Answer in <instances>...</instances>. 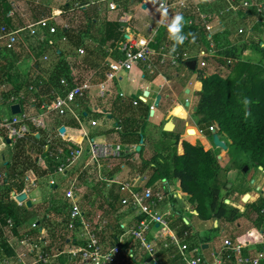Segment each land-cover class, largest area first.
<instances>
[{
	"label": "trees",
	"instance_id": "1",
	"mask_svg": "<svg viewBox=\"0 0 264 264\" xmlns=\"http://www.w3.org/2000/svg\"><path fill=\"white\" fill-rule=\"evenodd\" d=\"M155 1L161 3L162 0ZM76 4L86 6L88 3L85 0H71L66 9L70 10L75 6H79ZM92 9L90 7L86 12L83 11V14L89 16V11ZM11 10L12 7L8 0H0V24L6 25L9 29H14L12 21L9 18ZM76 11L82 12V10ZM182 24V34L187 38L189 37V45H193L196 41L198 42L200 35H202V30L199 27L191 28L185 26L184 23ZM124 26V23L107 24L106 27L108 29L105 39L98 48H94L88 44L86 31L83 28L72 27L66 30L59 27L56 35L49 37V40H46L42 44L38 43L39 47L36 50L33 49L38 58H41L45 52L51 49L56 50L57 58L61 59V62L55 66L54 71L51 72L52 75L50 74V78L47 81L42 79L40 75H37L35 71L29 74L25 81H21L22 78L15 73V66L19 62L32 57L28 53V47L20 44L15 51H10L6 48L2 50L0 47V84H9V91L4 94V98H10L12 95L19 96L24 88L29 90L31 86L37 87L39 92H28L27 98L34 97L39 100L41 96L50 95L53 87L60 85L63 76L72 77L71 68L68 62L64 60L65 56H79L80 49L86 51V56L82 60L86 67L106 71L107 67H102V63L105 64L106 60L103 47L108 42H111V49H115L120 39L124 38L123 33L120 31ZM64 37L67 38V43L61 42ZM168 40L172 39L169 38L168 26L166 25L159 30V37L156 40L157 43L154 45V48L160 49L161 45ZM33 41L32 38L28 39L29 44H32L34 48V44L36 43ZM183 43L175 46L177 50H180L184 46ZM103 53L104 55H102ZM223 54L226 58L236 59L234 50H227ZM120 56L119 59H122L123 56ZM220 63L223 64V62ZM37 66L40 67L39 63H37ZM205 75L206 73L204 72L200 74L201 91L198 93V110L194 114L197 127L200 130L197 127H193L187 130L184 135V138L192 144L182 140L180 134L162 130L161 142L155 147L153 159H144L143 149L140 154L136 150H127L123 153L121 159L108 161L113 163L112 172L118 173L123 166L131 165L136 156L142 158L143 162L138 168L140 175L145 176L150 173L147 186L156 188L159 185L166 193L171 195L175 209L173 212L175 217L173 219H180L179 221L184 224L181 219L184 215L183 212H177L175 208L178 203L177 198H181L194 209L193 213L187 212L191 217H197L204 222L215 221L219 225L206 234L207 237L204 240L202 238L201 243L212 244L215 235L219 233L220 226L225 224L234 225L244 217L251 221L258 229L264 227V198L250 201L246 204L247 212L245 215L241 214L237 208L229 206L226 201L230 200L235 203H241L243 197L250 190L245 189V186L241 188L235 184L232 189H228L229 182L220 185L219 176L222 168L218 156L213 151H206L202 146H195L197 142H205V137L200 131L206 136H211L210 128L218 124V134H224L227 140L232 142V149H237L249 158L248 164L246 166L242 165L240 169H243V167H256L257 169L262 167L264 169V69L259 65L241 62L236 66L233 73L227 77H221L220 75L208 77ZM40 81L43 82L42 86H40ZM160 90L161 87L157 84H154L146 92H141L138 87L134 86L129 90V95L133 98H138L139 96V98L143 99L153 108L156 114L154 104L157 101ZM21 104H25V102L23 101ZM144 104L142 101H138V108H135L133 105L120 107L115 102V105L118 106L117 110L121 115L120 119H122L119 125L124 142L130 143L133 139H136L135 141L141 144L142 141H146V126L150 118L151 108ZM37 105L38 108L41 107V103ZM183 111L184 107L182 105L173 107L166 115V121L168 122L178 117ZM70 126L77 130L82 129L76 121L71 122ZM33 132H35V129H33ZM41 133L43 137L45 134L44 132ZM103 138L104 136L94 137V143H105ZM31 140L34 146H40L38 150L41 155L45 158L48 157L49 151H43L45 146H48L46 137L40 140L36 136H30L28 141L19 143L14 148L15 151H11L10 161L0 169V174L3 177L0 183V264H4L5 261H14L18 257L14 247L10 246L6 237L5 228L8 226L9 220H12L14 224L12 233L15 236H19L20 233L24 234L22 239L20 238L21 242L30 239V243L44 246L45 251L50 254H53L57 250L63 251L70 246L75 247L79 245L74 234L69 236L71 232L66 227L69 223V214H66L69 204L65 200V196L61 199L54 196L49 202L34 206L31 209L25 205L20 206L13 200L15 195L25 191L28 172H37V164L31 156H28L26 149ZM49 149L50 151L57 150L58 147L53 144L49 146ZM168 152L173 153L171 162L165 158ZM47 163L49 164V168L45 172H42L40 177L54 172L55 163L49 160L46 161ZM226 171L227 173L230 172V170ZM57 192L58 189L56 188L54 194L56 195ZM111 193L104 203L108 205L112 200L114 203L120 204V196L114 195V192ZM97 194H99V197L101 196V192H97ZM87 198L90 199L89 196ZM110 205L113 204L110 203ZM84 213L88 219H92L94 216L92 207ZM53 217H56L55 219L57 217L61 218L62 221L57 223L53 220ZM32 219L37 220L36 227L34 228L32 224H29ZM119 228H121L120 232L122 233V227L120 226ZM45 229L50 231V240H47L43 236ZM188 231L191 232L194 229H188ZM103 234L104 238H106V230H103ZM200 238L201 234L198 233L195 239L199 240ZM111 240L114 245L118 244L117 234L112 236ZM134 248L130 247V245L125 246L127 251ZM224 254L228 261H235L233 253L225 252ZM63 258L65 259L61 260L60 264H65V260L67 261L69 256L65 255ZM143 260L149 262L148 258H144ZM226 264L230 263L226 262Z\"/></svg>",
	"mask_w": 264,
	"mask_h": 264
},
{
	"label": "crops",
	"instance_id": "2",
	"mask_svg": "<svg viewBox=\"0 0 264 264\" xmlns=\"http://www.w3.org/2000/svg\"><path fill=\"white\" fill-rule=\"evenodd\" d=\"M85 1L88 3L87 7L80 9V10H82V16H83V19L85 20L84 22H81V24H80L81 26L79 25L78 27H75L73 24H71V22H69V20H67L66 22H68L71 25V28L72 27L73 28H83L86 31L85 32L86 33V40L88 41V44L90 46H92L94 48H98L101 45V43L105 39V35L107 33V29H108L106 27L107 24L124 23V25H125L124 28H122L120 30L123 33L124 38L120 39V41L117 43V47L115 49H111V45H112L111 42H108L107 45L105 47H103V49H104L103 52L105 53V55H104V53L102 55L106 56L105 64L102 63L103 68L107 64H109L111 61H115L121 57L120 53H119V48L125 42L126 39L136 40V39H141V38H149L151 36L149 33V30H148L149 26H152L153 28H156L157 30H161V28L163 26L170 25L176 15H182L184 17L182 23H184L185 26H188L186 24V21H185L186 18L188 17V14H186L185 12H181V11L164 12L162 9H160V4L164 0H162L161 3L160 2L157 3L155 0H85ZM238 1H239V3H241L244 0H238ZM245 1H248V0H245ZM82 4H76V5L83 6ZM112 6H116L117 9L113 10ZM75 7L71 8L70 10L76 11V10H74ZM90 7H91V9L92 8L93 9L89 11L90 12L89 16L84 15L83 10L86 12L87 10H89ZM228 7H229L228 2L226 0H215L212 3H205L202 5V9H203L204 13L208 14V15H210V17H212L211 19L208 20V24H209L211 30L208 31L206 25H203V23L197 24L195 26H188L191 28L192 27H199L202 30V35H200V39L198 40V42L197 41L194 42L193 45H189L190 42H186L185 40L183 43L184 46L180 50L179 49L177 50L176 47L175 48L173 47V45H174L173 40H170V41L168 40L167 42L163 43V45H161L160 49L166 48L169 55L174 54V53L181 54L183 59L181 60V62L179 63L178 66H172L171 60L168 58L166 59V64L163 65L160 63V59H162V58H160L156 63V71H155L154 75H149L148 72L143 68V66H136L130 73H127L128 76H126V77L121 76L120 80H116L113 84H111L109 94L106 97V98L110 97L108 101L106 100V98L101 99L98 97L100 89L98 87H96L94 89V93H95L94 97H92V95H91L86 100L80 101L81 111H83V114H84V117L81 119V121H82L81 123H79L78 121H76L73 118L59 119V120L65 121L63 124H61V126L66 128V130L68 131L69 137L72 138L73 140H75V142H76L75 144H81L82 146H85V143H86V145L88 144L91 146V144L95 142L94 137H96V136H104L103 140L105 141V143H109L111 138H113V136L115 137L116 135H118V133H120L121 127H120L119 123L122 122L121 121L122 119H120L121 115H120V112L117 110L118 106L115 105V102H117L120 107L133 105L135 108H138L139 105L136 106L134 102L141 101V98H133L132 96H130L129 94H126L124 92L118 93L119 89L117 91V87L120 88L122 86V84L124 83L125 79H127L126 81L131 83L130 89L135 86V87H138V89L141 92H146V91L150 90L154 84H157L159 81H161L160 84H157L158 86L161 87V90H160V93L158 96V98L161 97V101L159 103L160 106H162V108H164V109L166 108V111L169 113V111L173 107H175L177 105H182L184 108L185 107L188 108L189 111H187L186 108H185V111H186L188 117H190L191 110H193V108H194V114H195L196 113L195 110H196L197 106L195 108V106L193 105L194 104L193 101L196 100V98L194 97L192 102L189 101V98L191 97V95L193 93V89L196 90L197 93H199L201 91L200 90L201 83L199 82L201 72L206 73L205 76H208V77L213 76V75H220L221 77H227L233 73L236 66H238L241 62H248V63L254 64V65H259L264 69L263 63H256V61H254L255 59L253 58L254 56H256L255 53L259 54L262 51L264 52V43H262V41L260 39H259L260 40L259 41L257 37L253 36L254 32H257V31H260L261 29H264V15L259 14L256 9H252V10H250V12L247 10H243V9L239 10L238 12H233V11L227 12ZM52 10H56V7L50 6L49 14H53ZM41 14L45 15V13H41ZM41 14H37L35 16L33 15V19H32L33 22H31V21H26V16L23 13L19 14V12H17L15 18H13V19L10 18L12 21V24H13V28H14L11 30L24 29V28H27L32 23L39 22L43 17H45V16L42 17ZM24 17H25V20H24ZM91 25H92V29H91ZM245 25H251L252 26L248 32V35L246 36V39H245ZM3 26H6V25H0V34H1V28ZM240 30H244V33L239 34ZM24 35H25L26 40L31 39V37L29 36L30 34H28V32H25ZM210 37L212 38L211 43H213L216 46V50H217L216 54L209 53V43H210L209 38ZM33 40L36 43V44H34V48L32 47V44H29V48H28V50H29L28 53L30 55H32V57L29 59H24V60L33 59L36 63H39V61H40V63L43 64L44 66H40V67L36 66L37 69H30L26 75L28 76L29 74L33 73V71H35V73L37 75L42 76L43 72H44V67H46V69L49 70V68L47 66H45V65H49V64H47V62H44L43 58L45 57L46 54L50 57L51 50H48V53L45 52L41 58H38L37 55L34 56L33 55L34 54L33 49L36 50L39 47V44H38L37 40L32 38V41ZM234 42H239V44L245 45V54H242V58H243L242 60L236 61L235 59H231V58L229 59V58H226L223 54L227 50H234L235 49L234 47L236 44ZM0 47L2 48V50H4L6 48L5 44L1 41H0ZM30 48L32 49V51L30 50ZM171 48L173 50H171ZM160 49H158V50L156 49V50L160 51ZM203 52L206 53L205 58H202L203 56L201 54H203ZM73 59L74 58L72 56H65V58H64V60L68 61L69 63ZM243 60H245V61H243ZM22 62L23 61H21L20 63H22ZM193 62L196 63L195 70H193L189 67V64L193 63ZM211 62L213 64H217L218 65L217 67H219V68H216V71H213V73L212 72L209 73L206 71L207 68L210 69V67L213 65V64H211ZM220 62H223V64ZM203 63L206 64L205 67L202 66ZM82 65H83L82 67L85 71L90 72V76H92L95 73L94 78H95V82H96L97 86L105 80V74H104L105 71H103L102 69L94 70V69H90V68L86 67L85 64H82ZM16 66L19 67V65H16ZM70 67H72L71 69H72L73 76H76L77 75L76 72L79 73V71H77L79 68L74 69V66L71 63H70ZM82 67H80V68H82ZM212 67H214V66H212ZM50 70L53 72L54 71L53 67ZM190 73H195V75H193V77H189V76H192ZM23 76H24V74H23ZM85 79L86 78H83V79L79 78L80 81H84ZM2 84H3V86L5 85V83H2ZM0 87H1V84H0ZM26 89L27 88H24L23 91L24 90L26 91ZM165 92L169 93V95L165 96ZM183 92H184V94H183ZM121 95H124V97H122ZM192 97H191V99H192ZM158 98H157V100H158ZM167 100H169V101H167ZM183 102H185V103L183 104ZM100 103H101V106H100ZM84 104H86V105H84ZM145 104L148 105L151 108V110H153V108L149 104H147V103H145ZM9 106L10 105L5 104L0 108V113L2 116H3V114H2L1 109L5 110V111L7 110L9 112V116H6V118H10L12 116V114H11L12 107H9ZM26 106H27V109L30 110V107H31L30 104L29 105L26 104ZM86 106H87V108H86ZM155 106H156V103L154 104V108H155ZM156 108H157V106H156ZM156 108H155L156 114L152 117L150 116L151 119H150L149 123L151 125L153 124V125L160 126V125H162V122L164 121V124H166V125L169 124L168 129L173 130L174 126H175V131H176V129L178 127V125H177L178 123L174 121V118L171 121L167 122L166 121V115L168 113L167 114L162 113V117L158 122L152 121V119L157 116V109ZM113 111H114V113H113ZM90 116H91V118H90ZM105 119H109V121H107ZM175 119H176V117H175ZM187 119H185V120L183 118L180 119L182 126H184V129L180 135H181L182 140H184V141H187L184 138L186 131L193 128V127H197L196 120L194 123H189L187 121ZM59 120H57V121H59ZM114 120L117 121V126L110 129L109 126L112 124V121H114ZM73 121H76L82 127V129L77 130L75 128H72L70 126V124ZM94 122H96V125L93 124ZM217 125L215 124L214 126L217 127ZM217 129H218V131H217V134H218L219 127ZM175 131L170 132V133H175ZM200 132L203 134V136L206 139H207V137L209 138V136H206L202 131H200ZM211 135H212L211 138H214V136L216 134L211 132ZM119 138H121V137H119ZM148 138H149V135H146V141L144 142V145L141 148V152L143 151V149H144V153L146 152V146L149 144ZM100 140H102V139H100ZM135 140L136 139H133L130 143H127L124 141L119 142V143H121L124 146V148L128 151H132V150L137 151V149L141 146V144H138L137 141H135ZM224 142L227 144V143H229V140L225 139ZM105 143L100 142L99 144H105ZM206 143H208V142H206ZM116 144H118V143H116ZM230 144H232V143H230ZM156 145H155V147H156ZM228 147H229V145H228ZM89 150H90V148H89ZM154 152H155V149H154ZM39 156H42V155L41 154L39 155L38 153H35V152H34V154H31V157L33 159H36V160H37V157H39ZM42 161H43L42 162L43 166H45L44 162L46 163V160L42 159ZM87 162H88V160H87ZM89 165H90V161H89V164H86L85 167L83 166V168L79 172V174L81 172H84L85 173L84 175H86V176L90 175L91 168ZM37 166L41 167L42 165L40 166L37 164ZM43 166H42V168L44 169ZM46 166H47V164H46ZM126 168H127V166H123L122 170L119 171L118 173H116L115 171L112 172V170H111V172L109 174L110 177L108 179L109 180V182H108L109 190L111 192H114V195L120 196V199L126 194V192H124L122 190L125 183L121 179L127 173ZM0 169H2V167H0ZM28 174H27V177L31 181L37 182L38 178H40L37 176V174L34 171H29ZM52 174H53V172L50 174V176L53 179H55L57 177H63L60 175L52 176ZM79 174H75L71 178L74 179L76 176H79ZM36 186H37V183H36ZM57 186H58L57 189H60L59 184ZM258 187H259V190L264 195V190H262L263 188H261L260 186H258ZM27 188L29 189V191H32L31 186H27L26 189ZM34 188H37V187H34ZM229 189H232V187ZM250 192L248 194H250ZM111 194L112 193H110V195ZM248 194H246L245 197H243V200L241 203H237L239 205L241 204L240 206L244 207L245 211L241 212V214H243V215H245L247 212V208L245 207V205L249 203V200H248V202H245L244 199L246 198V196ZM261 198H264V197H261ZM93 199H95V197H93ZM177 199H178L177 202L183 201L181 198H177ZM258 199H260V198H258ZM258 199H256L255 201H257ZM170 201L172 203V205H171L172 212H174L175 211L174 205H173L174 203L172 202V199H170ZM228 201H230V200H228ZM228 201H226V203ZM230 202H232V201H230ZM183 205H185V208H186V211H185V213L183 212L184 215L181 218L183 220L184 224H182L181 221H179L180 219H176V218L173 219L175 217V214L173 213L172 217H170V219H169L171 231L174 232L175 234H177L179 238H185V236L188 234L189 235L188 236V238H189L188 243L191 246V248L194 250H198L200 255L202 256V258L205 259L209 264H216L217 261H219L221 259L223 260V264H226V262H229L230 264H237L236 256H235L234 262L228 261L227 258H225V256H224L225 252H227V253L230 252L225 247V242L227 240H231L235 244L245 245L246 249H244V255L245 254L251 255L253 257H256L259 255L260 250L263 247L262 243L264 242V227L262 229H258L251 221H249L247 219L248 224H250L252 227L251 230H247L244 233V231L243 232H237L235 229L234 230L225 229L224 231H226V233L230 237H229V239H225L223 245H220V243L218 242L217 236L219 235V233L217 235H215V239L213 240L212 244H205V243L203 244V243H201L202 238L204 240L207 237L206 234L211 232L212 228L211 229L210 228H203V229H201V232H198L196 229H194V227L190 226L189 221L186 219L187 218L186 215L188 214L187 212L193 213L194 211H192L191 206L186 205L185 202H183ZM34 206H37V205L32 203L31 208H33ZM177 206H178V203L175 207L176 210H177ZM31 208H29V209H31ZM165 208H166V206H165ZM133 215H134V213H133ZM195 218H197V217H195ZM197 220H199V219L197 218ZM201 222H203L204 225H206L207 223H210V221H208V222L201 221ZM136 223H137V220L133 216V220L128 225V227L121 224L122 233L121 232L120 233L114 232V230L109 231V228H106V236H107L106 238H109L111 240V237L114 236L115 234H117V237H120L124 233V229L130 228V227L134 226ZM218 226L219 225L216 222H214V227H218ZM99 227H100V225H99ZM188 229H190V230L194 229V231L190 232V231H188ZM219 232H220V230H219ZM152 233L153 234L149 235L148 239L157 249V253L155 255V260H153L154 258L148 252L144 251L138 243H134L133 241H131L130 242L131 247H135V248L133 250H130V251L135 252L136 256H137L136 257L137 262L135 264H182L179 261V259L174 258V255H175L174 253H176L175 250L165 247V245L170 241V239L169 238H162V239L158 238L159 237L158 236L159 230H157V228L155 230H153ZM198 233L201 234V238L199 240L195 239V237ZM109 234L111 235L110 237H109ZM244 234H245V236H244ZM23 235L20 233L19 236H15L14 234L8 235L6 233V237L8 238L7 241L8 242L12 241L10 246L14 247L16 255L18 256L16 259H14V261H8L7 263L20 264L18 259L23 254L22 250H24L23 249L24 246H22L20 238L22 239ZM155 237H157V238H155ZM15 242H17L18 244H15ZM13 244H15V246H13ZM71 247H74V246H70L67 249H69ZM230 253H232V252H230ZM144 258H148L149 262L148 261L145 262L143 260ZM63 259H65V258L62 257L60 259V261ZM65 262H66V260H65Z\"/></svg>",
	"mask_w": 264,
	"mask_h": 264
},
{
	"label": "built area",
	"instance_id": "3",
	"mask_svg": "<svg viewBox=\"0 0 264 264\" xmlns=\"http://www.w3.org/2000/svg\"><path fill=\"white\" fill-rule=\"evenodd\" d=\"M215 0H164L160 4V9L164 12L168 11H181L188 14L186 18V24L188 26H195L203 23L206 25L207 30H211L208 24V20L211 19L210 15L205 14L202 5L205 3H212ZM228 2L227 12H238L239 10H247L250 12L252 9H256L261 15H264V0H248L239 3L238 0H226ZM12 7L9 14V18L13 19L16 17L19 7L15 5L13 0H8ZM77 10L83 9V7H76ZM112 9H117L116 6H112ZM75 10V9H74ZM70 29L71 25L68 22L60 24L57 16L51 15L43 17L39 22L30 24L27 28L11 30L6 26L1 28L0 41L5 44L6 49L15 51L20 44L29 48L28 39H25V32L30 34L29 36L38 43H44L58 33V28ZM150 37L141 38L136 40L126 39L125 42L120 46L119 53L123 56L122 59L111 61L106 65L105 80L98 86L95 82V73L87 77L84 81H80L75 76L66 77L63 76L58 87H53L50 95L41 96L37 98H27V92L37 93L39 89L35 86H31L26 91H22L19 96L12 95L10 98H4V104L13 107L16 105L21 106V114L13 115L10 118H6L0 113V142L8 144V146L14 148L21 142L28 141L30 136H40V132H46L49 128L50 121H56L59 119L73 118L79 123L84 117L83 111H81L80 101L86 100L91 96L92 91L98 87L100 89L99 98L104 99L109 94L111 84L116 80H120L123 74L130 73L136 66H143L149 75H154L156 71V63L160 59V63L165 65L166 59L171 60L172 66H178L183 59L181 54L174 53L169 55L166 48H161L157 51L154 45L157 43L156 39L159 37V30L148 27ZM244 30H240L239 34H243ZM212 38H209V53L216 54V46L211 43ZM189 42V38L185 39ZM63 43H67V38L62 39ZM32 51V49L30 48ZM171 50H173L171 48ZM79 54L84 56L86 51L84 49L79 50ZM206 57V53L201 54ZM50 57L46 54L43 58L44 62H48ZM206 66L205 63L202 64ZM43 82L40 81V86ZM3 88H6V93L9 91V84L6 83ZM124 97V95H121ZM25 104H21V102ZM41 107L39 113L34 114L29 112L26 104H39ZM138 105V102H135ZM32 107H30L31 109ZM38 109V105H37ZM96 125V122L93 123ZM64 128V127H63ZM218 127L213 126L210 131L217 134ZM35 129V132H33ZM66 129V128H65ZM119 130V129H118ZM67 143H71L66 148H58L57 150L49 149L48 144L47 151L48 157L39 156L37 157L36 163L42 165V159L49 160L55 163V169L52 176H63L68 177L70 169L83 158L85 150L81 144H75L66 130ZM127 150L121 143L118 144H97L92 143L90 150L87 151L90 156V163L97 168L101 167V162L107 160H119L123 157V153ZM47 163V167H48ZM45 167V166H43ZM49 168V167H48ZM45 169V168H44ZM47 170V169H45ZM101 172V171H100ZM84 174V172H81ZM101 174V173H100ZM53 179V178H52ZM3 177L0 174V183ZM108 183L109 180L107 179ZM32 185L36 187V182L27 180V186ZM51 187L58 188L55 180L51 182ZM126 192V200H123L124 206H130L134 213V218L137 223L128 228L124 229V233L118 237V244L114 245L109 238H104L103 230L108 228L109 223L104 226H100L88 220L86 214L83 212L81 205V182L80 177L76 176L74 179L68 182L67 189L65 190L64 198L69 204V223L66 226L71 233H78L79 237H76V241L79 245L71 247L67 250H57L53 254L45 251L44 246L34 245L36 251L32 253L31 264H55L56 259H61L65 255L69 256V259L65 264H132L137 262L136 253L133 251H127L126 245H130V242L138 243L140 247L148 252L155 260L157 249L149 241V235L153 234V230L157 228L159 230V237L169 238L170 241L165 245L166 248L175 250V259H179L182 264H209L205 259L202 258L198 250H194L188 243V234L185 238H179L177 234L171 231L170 228V217L171 214H166L165 206L166 200L170 194L166 193L162 189L146 187H138L137 184L125 183L122 189ZM27 189L25 190V192ZM17 194L13 197L20 206L22 203L18 201ZM264 214V212H263ZM36 227L35 225L33 228ZM104 227V228H103ZM14 224L12 220L8 221V226L5 231L8 235H12ZM75 235V234H74ZM157 238V237H155ZM11 244V241L9 242ZM21 244L33 245L30 243V239L22 241ZM262 249L258 256L253 257L251 255H244L245 245L235 244L231 240L225 242V247L228 251L232 252L236 256L237 264H263L264 263V242L262 243ZM131 247V245H130ZM21 263V256L19 257ZM23 264V263H22ZM216 264H223V260L217 261Z\"/></svg>",
	"mask_w": 264,
	"mask_h": 264
},
{
	"label": "rangeland",
	"instance_id": "4",
	"mask_svg": "<svg viewBox=\"0 0 264 264\" xmlns=\"http://www.w3.org/2000/svg\"><path fill=\"white\" fill-rule=\"evenodd\" d=\"M13 2H15V5L17 7H19V14L23 13L26 16V21H31L33 22V15H37V14H41V13H45V15L41 14L42 17L43 16H51V15H55L57 16L58 22L60 24L63 23V21L66 23L67 20H69V22H71V24H73L75 27H78L81 22H84L85 20L83 19L82 16V12L81 11H72V10H67L66 7L67 5L71 2V0H13ZM50 6H54L56 7V10H52L53 14H49V8ZM76 7H83L86 8V6H76ZM75 7V10H77ZM84 11V10H83ZM25 20V17H24ZM74 22V23H73ZM30 23V22H29ZM1 25V24H0ZM81 26V25H80ZM252 26L251 25H245V39L246 36L248 35V32L250 30ZM253 36L257 37L258 40L260 39L262 41V43H264V29H261L260 31L254 32ZM259 40V41H260ZM258 41V42H259ZM34 42V41H33ZM235 45V49H234V53H236L235 55V60H242V54H245V45L244 44H239V42H234ZM227 47V46H226ZM254 49V48H253ZM51 50V49H50ZM20 52V51H19ZM263 52V51H262ZM255 53L256 56H254L253 58L255 59L254 61H256V63H263L264 65V52L263 53ZM23 53V52H21ZM48 53V51H47ZM34 56L36 55V53L33 54ZM57 53L56 50H51V54H50V59L47 62V64L49 65H45L49 68L46 69V67H44V72L43 75L41 76L42 79H44L45 81H47L50 78V73L52 72L50 69L53 67V69L55 68V66L61 62L60 58H57ZM80 56V57H79ZM79 56H73L74 58L73 60L70 61V63L74 66V69H78L77 71H79V73H77L76 71V78H87L90 77V72L89 71H85L83 69V58L86 56V54L84 56H81L79 54ZM248 56V55H247ZM78 57V58H77ZM77 59V60H76ZM232 61V60H231ZM245 61V60H243ZM248 61V60H247ZM258 61V62H257ZM68 62V61H66ZM100 62V61H99ZM233 62V61H232ZM70 63L68 62L69 66ZM40 66H44L43 64L40 63ZM211 64H213L211 62ZM19 67L15 66V73L18 74V76H20L22 78L21 81H25L27 78V73L30 69H37V63L33 60H24L23 62L20 63L19 62ZM235 65V64H234ZM214 66V67H212ZM210 69H206L207 72H212L216 71V68L218 65L217 64H213ZM82 67V68H80ZM72 68V67H70ZM72 72V69H71ZM22 73V74H21ZM24 74V76H23ZM192 76L189 77H193V75H195V73H190ZM52 75V73H51ZM73 76V73H72ZM123 76H128V74H123ZM73 78V77H72ZM74 79V78H73ZM127 79H125L124 83L122 84V86L120 88L117 87V91L118 93H126L129 94V89L131 86V83L126 81ZM161 81H159L157 84H160ZM6 84V83H5ZM6 88H3V84H1L0 87V108L5 105L4 104V94L6 93ZM185 92V91H184ZM183 92V94H184ZM94 92L92 91L91 95L92 97H94ZM169 93L165 92V96H168ZM193 96V97H192ZM192 97V99H191ZM191 97L189 98V101L192 102L193 98L195 97L196 100L193 101V105L196 106L198 105V93L196 90L193 89V93L191 95ZM97 98V97H96ZM110 97L106 98V100L108 101ZM139 98V96H138ZM101 100V99H100ZM169 101V100H167ZM160 103V102H159ZM185 102H183L184 104ZM145 105V104H144ZM101 106V103H100ZM148 106V105H147ZM31 109L29 110V112L37 114L39 113V109H37V104L33 105L31 104ZM169 107V106H168ZM156 108V106H155ZM187 111L188 108L185 107ZM184 111L180 113V115L178 117H176V119L174 118V121L177 122L178 127L175 131V128L173 131H175L176 134H181L184 126H182L180 119L183 118L184 120L187 119V121L189 123H194L195 122V116H194V108L193 110H191L190 113V117H188L186 111ZM157 116L155 118L152 119L153 122H158L161 117H162V113L167 114L168 112L166 111V108H162V106H160V104L157 106ZM3 116H9V112L6 110L1 109ZM92 116V115H91ZM90 116V118H91ZM148 121V124L146 126V135H149L148 138V142H149V146H146V152L144 153V159L146 160H151L154 158L155 156V145L156 147L159 145V143L161 142V132L162 130H166V124H164V121L162 122V125L157 126V125H151ZM87 120V119H86ZM107 121H109V119H105ZM115 121V122H114ZM112 121V124L109 126L110 129H112L113 127L117 126V121L114 120ZM65 121L64 120H59V121H50L49 122V128L46 132H44L45 135H43L42 137V133L40 134V136H37V138H39L40 140L43 139L44 137H46V141L47 143H53L55 144L58 148H66L68 145H70L71 143H67V139L66 138V131L64 133H62L63 130V126H61V124H63ZM217 125V124H216ZM175 127V126H174ZM193 127V126H192ZM217 127H219L217 125ZM220 136V138L222 139H226V136L224 134H218ZM212 136V135H211ZM211 136H209V138L207 137V139L205 138V142L203 143L201 142H197V147L202 146L206 151H213L217 156H218V160L220 162V166L222 168V172L220 173L219 176V183L220 185H222L223 183H227L228 184V189H229V185H237L238 187H244L245 189H249L251 192L250 194H248L247 196H250L249 202L250 201H255L258 198L264 197V195L262 194V192L259 190L260 186L261 188H263L262 190H264V171L257 169L256 167H249L250 169H248L247 172H245L246 167H243V169H240L241 166H246L249 162V158L242 154L241 152H239L237 149H232V145L230 143H232L231 141H229V143H227L229 145V150H223L221 147H217L215 145V141L214 138H211ZM121 137V138H119ZM73 142H75V140H73L72 138H70ZM85 139V138H84ZM222 139V140H223ZM69 140V139H68ZM87 140V139H86ZM121 140V141H120ZM223 140V141H224ZM122 135L120 133H118V135H116L115 137L113 136V138H111L110 142L111 144H116L119 142H122ZM189 142V141H188ZM208 142V143H206ZM76 143V142H75ZM192 144V143H190ZM90 145H86L83 146L84 150H85V154L83 156L82 159H80L78 162H76V164L70 169L69 171V176L68 177H57L55 178V182L56 184L60 186V189H58V192L55 193L56 187H51V182H52V177L50 175H45V176H41L42 172H45L48 167L46 166V163L44 162L45 165V169L41 167L37 168V172H35L37 174L38 180H37V188H34L32 185H30L32 187V191H29V189L27 188V191L21 193L22 194H26L28 196L27 200L25 202H20L23 205L27 206V202H32L35 205L39 206L43 203L49 202L51 200V198L57 197L58 199H61L62 197H64V192L67 189L68 186V182L70 180H72V176L75 174H79V172L82 170L83 166L85 167L86 164H89L90 161V156L88 154V150ZM40 146H34L33 141L31 140L27 146V152H28V156H31V154L38 153L39 155L41 154L38 150ZM12 147L8 146V144H4L3 142H0V167H4V165L10 161V156H11V149ZM47 146H45L43 151H47ZM15 151V150H14ZM13 151V152H14ZM138 152V149H137ZM141 151L138 152V154H140ZM15 153V152H14ZM173 157V153L172 152H168L165 155V158L171 162ZM221 158V159H220ZM88 160V162H87ZM33 161L36 163V159H33ZM43 162V161H42ZM143 162V159L136 156L135 160L131 162V165H126V174L123 176L122 181H124V183H132V184H137L138 187L144 188L146 187L149 179H150V173L145 175V176H141L139 174V170L138 168L141 166ZM37 164V163H36ZM112 162L107 161H103L101 162V167L97 168L96 166H94L93 164L90 163V175H84L83 173L79 174L80 177V182H81V193L79 194L81 197V205H82V209L83 212H85L88 209H91L94 212V216L92 217V219L89 218V220L97 225L100 226H104L106 223H109V231L110 230H114V232L120 233V229L119 228L122 225L128 227V225L132 222L133 220V212L131 210L130 206H124L123 204V200H126L127 197L124 195L121 198V202L119 203H114V201H110V203L107 205L104 203L105 199H107L110 196L111 191L108 188V183L106 182L107 179H109V174L111 172V170L113 169L112 167ZM122 170V169H121ZM226 170H230V172L227 173ZM101 171V172H100ZM101 173V174H100ZM29 175V174H28ZM84 176V177H83ZM83 177V178H82ZM147 177V178H146ZM82 178V179H81ZM134 180V181H133ZM154 189H162L159 185L154 188ZM163 190V189H162ZM33 192V193H32ZM97 192H101V196L99 197L97 194ZM87 196L90 197V199L87 198ZM260 196V197H259ZM93 197H95V199H93ZM171 199V195H169V197L166 200V208H165V212L166 214H171L173 215L172 212V203L170 201ZM16 202V201H15ZM90 202V203H88ZM184 201H180L178 202V206H177V212H184L186 211L185 205H183ZM88 203V204H87ZM229 206L231 205V207L233 206V208H237V210H239V212H244L245 209L243 206H240L237 203L234 202H228ZM115 205V206H114ZM186 205H188V203L186 202ZM101 206V208H100ZM114 206V207H113ZM28 207V206H27ZM90 207V208H89ZM87 208V209H86ZM123 209V210H122ZM192 211H194L193 208H191ZM241 210V211H240ZM69 213V209L66 211V214L68 215ZM187 216V220L189 221V225L194 227V229H196L198 232H201V229L203 228H214V222L215 221H210V223H207L206 225H204L203 222H201L200 220H197V218H192L189 214L186 215ZM56 217H53V220L55 222H61V218L55 219ZM53 221V222H54ZM36 219H32L29 224H32V226H36ZM204 226V227H203ZM206 226V227H205ZM223 226V227H222ZM219 227V235L217 236L218 242L220 243V245L224 244L225 239H229V235L226 233V231H224L225 229L227 230H236L237 232H243L245 233V231L247 230H251V225L248 224L246 217L241 218L240 220H238L234 226L231 224H225ZM234 227V228H233ZM54 229V228H52ZM52 232V231H51ZM113 232V233H114ZM22 234V233H21ZM73 233H70L69 236H71ZM76 237H79V232L78 233H74ZM111 234V233H110ZM109 234V237L111 236ZM43 236L47 239L50 240V231H47V229H45V231H43ZM245 236V234H244ZM8 239V238H7ZM12 243V241H11ZM15 244H18L17 242H15ZM15 244H13V246H15ZM23 246V245H22ZM24 250H22V255H21V263L20 264H31L32 260H31V256L33 255L32 253H35L36 249L34 247V245H29L26 244L24 245ZM54 262L60 264V259H56ZM55 263V264H56ZM5 264H13V263H7V261H5ZM16 264V263H15Z\"/></svg>",
	"mask_w": 264,
	"mask_h": 264
},
{
	"label": "water",
	"instance_id": "5",
	"mask_svg": "<svg viewBox=\"0 0 264 264\" xmlns=\"http://www.w3.org/2000/svg\"><path fill=\"white\" fill-rule=\"evenodd\" d=\"M189 67L191 68V69H193V70H195V68H196V63L195 62H193V63H190L189 64ZM141 101L142 102H144V103H146L143 99H141ZM161 101V97H159L158 98V100H157V102H156V106H158L159 105V102ZM197 108H196V112H197ZM21 106L20 105H16V106H13L12 107V113H13V115H18V114H21ZM155 115V111L154 110H151V114H150V116L152 117V116H154ZM168 126H169V124L166 126V132H173V130H170V129H168ZM175 128V127H174ZM66 131V129L65 128H63V130H62V133H64ZM214 141H215V145L217 146V147H221L223 150H229V147H228V145L224 142V141H222L221 140V138H220V136L218 135V134H216L215 136H214ZM144 145V141H142V143H141V146L138 148V152L139 151H141V148H142V146ZM221 159V158H220ZM248 169H249V167H246V170H245V172H247L248 171ZM260 170H262V171H264V169L262 168V167H260ZM232 187V185H229V188H231ZM27 197V195L25 194V195H22V196H19L18 197V201L19 202H25L26 201V198ZM250 199V196H246V198L244 199V201L245 202H248V200ZM229 202V201H228ZM228 202H227V204H228ZM27 206L29 207V208H31L32 207V203L31 202H27Z\"/></svg>",
	"mask_w": 264,
	"mask_h": 264
},
{
	"label": "clouds",
	"instance_id": "6",
	"mask_svg": "<svg viewBox=\"0 0 264 264\" xmlns=\"http://www.w3.org/2000/svg\"><path fill=\"white\" fill-rule=\"evenodd\" d=\"M184 17L182 15H176L170 25H168L169 38L175 41L173 47L182 44L185 40V36L182 34V21Z\"/></svg>",
	"mask_w": 264,
	"mask_h": 264
},
{
	"label": "bare ground",
	"instance_id": "7",
	"mask_svg": "<svg viewBox=\"0 0 264 264\" xmlns=\"http://www.w3.org/2000/svg\"><path fill=\"white\" fill-rule=\"evenodd\" d=\"M22 195H25V193H24V194H22ZM22 195H21V196H22ZM26 198H28V196H27ZM26 200H27V199H26Z\"/></svg>",
	"mask_w": 264,
	"mask_h": 264
}]
</instances>
